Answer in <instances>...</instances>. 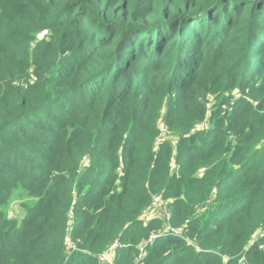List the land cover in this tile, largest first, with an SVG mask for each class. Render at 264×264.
Masks as SVG:
<instances>
[{"label": "trees", "instance_id": "trees-1", "mask_svg": "<svg viewBox=\"0 0 264 264\" xmlns=\"http://www.w3.org/2000/svg\"><path fill=\"white\" fill-rule=\"evenodd\" d=\"M259 230L264 0H0V264H264Z\"/></svg>", "mask_w": 264, "mask_h": 264}, {"label": "rangeland", "instance_id": "rangeland-1", "mask_svg": "<svg viewBox=\"0 0 264 264\" xmlns=\"http://www.w3.org/2000/svg\"><path fill=\"white\" fill-rule=\"evenodd\" d=\"M47 32H41L39 33L38 36V40L42 39V38H47ZM37 40V41H38ZM35 41V44L36 42ZM34 46V43L31 44V47ZM233 93L235 95H237V90H233ZM215 95H213L212 93H207L202 99V103L205 105L207 112H206V116L205 119L196 123L193 127V129L191 130V133L194 132H199V131H203L204 129H207L210 127L209 124V120L211 119V107L214 105V97ZM238 96V95H237ZM166 127V125L163 123V116L161 115L160 118L158 119V127H159V134H158V141H170L171 144L174 146L176 144V138L175 136H173L169 130L164 128ZM234 136L232 135V139L234 140ZM87 159L86 158H82L81 162L79 164L80 166V170L79 172H82L84 167H86L87 165ZM204 171H198V175L202 176ZM161 201H156L155 198L153 199L151 205L143 212V214L141 215L142 219L146 222L148 220H150L151 218H157L160 221V228L164 229L165 227L169 226L168 220H167V213H168V207L167 204H165L164 200L160 199ZM35 201V199L30 196L29 194H27L26 192H24L23 190H17L14 192V194L12 195V199L9 202V204L7 205V217L10 220H20L21 218H23L26 209L33 204V202ZM167 202V201H166ZM210 202V200L208 201ZM213 205V203H209V206ZM207 206L205 207H200L198 208L199 212L203 213L204 211H206ZM65 249L68 253H70L72 251L71 247H67L65 246ZM114 254V247H109L107 250H105L104 252H102V254L99 256V262L101 264H112V257Z\"/></svg>", "mask_w": 264, "mask_h": 264}, {"label": "built area", "instance_id": "built-area-1", "mask_svg": "<svg viewBox=\"0 0 264 264\" xmlns=\"http://www.w3.org/2000/svg\"><path fill=\"white\" fill-rule=\"evenodd\" d=\"M164 127V126H163ZM165 129H166V127H164ZM172 168V167H171ZM213 193H215V191L213 190ZM155 198V200L156 201H161L160 199H162L161 197H159V196H156V197H154ZM153 198V199H154ZM163 200V199H162ZM165 201V200H164ZM162 202V201H161ZM165 204H167V202L165 201L164 202ZM205 207V206H204ZM168 218H169V214L167 213V220H168ZM174 232V233H178V232H180V231H178V230H175V229H173V228H171L170 226H168V227H165L162 231H161V233L160 234H158V235H162V234H165V233H167V232ZM156 235L157 234H151V235H149V237H148V239L145 241V243H144V245H146V244H148V243H150V242H152V240L154 239V238H156ZM264 235V233L261 231V230H259V231H257L255 234H254V239H256L257 237H261V236H263ZM253 239V240H254ZM64 244H65V246H67V247H71V249L72 250H74L75 249V246H74V244H73V242L69 239V238H65V241H64ZM143 245V246H144ZM115 246H116V244H113L112 245V247H114L115 248ZM143 246H141L140 247V255H139V257H142L143 256V254H144V252H143ZM259 248L261 249V248H263V245H259ZM245 250H246V248H245ZM101 255V254H100ZM113 257H114V254H113ZM113 257H112V261H113ZM224 258V260H227V258L224 256L223 257ZM238 263L239 264H244L245 262H246V259H245V255L244 254H242L239 258H238ZM112 264H113V262H112Z\"/></svg>", "mask_w": 264, "mask_h": 264}]
</instances>
